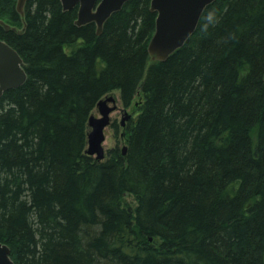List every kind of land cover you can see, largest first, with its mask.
Segmentation results:
<instances>
[{"label":"trees","instance_id":"trees-1","mask_svg":"<svg viewBox=\"0 0 264 264\" xmlns=\"http://www.w3.org/2000/svg\"><path fill=\"white\" fill-rule=\"evenodd\" d=\"M0 0L26 82L0 98V241L16 264H264V0H216L153 61L152 0L78 27L61 0ZM140 96L119 145L89 118ZM122 137V135H121ZM133 195L132 208L126 195Z\"/></svg>","mask_w":264,"mask_h":264},{"label":"water","instance_id":"water-1","mask_svg":"<svg viewBox=\"0 0 264 264\" xmlns=\"http://www.w3.org/2000/svg\"><path fill=\"white\" fill-rule=\"evenodd\" d=\"M64 11L78 9L75 24L78 27L95 23L97 35L103 33L106 21L115 13L122 10L130 0H61ZM216 0H152L151 11L157 14L156 31L149 44V55L152 60L164 62L181 49L195 33L200 19L206 8ZM28 0H18L17 11L25 21L24 8ZM0 28L4 31L23 33L4 21L0 20ZM24 62L19 53L0 37V98L4 92L23 85L27 74L23 68ZM118 108L114 96L102 99L97 104L101 117L92 115L89 119L87 154L97 160L106 157L104 142L105 130L111 124V114ZM126 112L122 124L130 119ZM127 147L123 149L126 155ZM0 264H15L11 258V249L0 241Z\"/></svg>","mask_w":264,"mask_h":264},{"label":"rangeland","instance_id":"rangeland-1","mask_svg":"<svg viewBox=\"0 0 264 264\" xmlns=\"http://www.w3.org/2000/svg\"><path fill=\"white\" fill-rule=\"evenodd\" d=\"M108 96H114L116 98L118 109L111 114L112 125L106 128V140L104 143V147L105 150L111 149L116 145H119L123 148L125 146V143L124 138L121 137V135H125L126 128L128 127L129 122L134 119V117L139 112L142 98H140V96H137L131 106L125 107L122 104L119 91H115ZM125 112H128L131 117L129 120L125 121L123 126L122 122L126 117ZM93 115L100 117L99 111L97 109L94 110ZM125 199L128 202L127 204H129L132 208L137 207V201L135 200L133 195H126Z\"/></svg>","mask_w":264,"mask_h":264}]
</instances>
